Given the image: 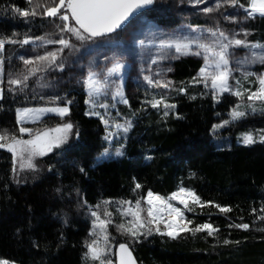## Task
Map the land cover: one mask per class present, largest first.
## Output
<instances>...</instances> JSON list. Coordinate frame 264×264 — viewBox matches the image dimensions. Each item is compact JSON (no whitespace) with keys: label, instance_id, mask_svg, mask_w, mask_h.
Masks as SVG:
<instances>
[{"label":"trees","instance_id":"trees-1","mask_svg":"<svg viewBox=\"0 0 264 264\" xmlns=\"http://www.w3.org/2000/svg\"><path fill=\"white\" fill-rule=\"evenodd\" d=\"M37 2L46 0H33V4ZM215 3L216 0H205L201 5H193L188 0H154L141 14L164 27L218 25L239 33L240 38H244L240 29L247 28L248 40L264 44V17L257 15L245 20L243 9L230 7L211 14L200 10ZM12 4L30 7L28 0H0V37L16 31L21 39L25 33H49L51 38H58L56 25L61 23L58 18L36 16L26 21L7 10ZM233 13L240 14L238 23L224 19ZM79 42L73 38L77 48H84L83 42ZM30 46L5 45V98L0 100V131L28 137L27 133L18 132L15 110L46 104L53 95H59L63 103L72 100L69 113L62 118L46 116L26 126L35 131L72 122L74 130L62 145L36 159L38 171L21 172L20 183L12 172L11 153L0 149V260L15 264H92L83 257L85 240L93 238L90 231L94 218L88 206L99 204L101 207L93 210L99 211L102 219L106 218L105 210L112 213L107 231L111 241L108 258L113 264L114 248L120 242L129 245L138 264H264V231L261 230L264 222L257 219V215L264 213L251 211L252 208L259 210L264 204V142L256 138V142L246 145L240 140L242 132L264 129V113L260 111L264 105L257 102V111H249L246 117L213 131L214 124L230 119L237 104L243 110L244 102L227 92L214 100L211 90L202 83L191 82L202 66L201 58L181 55L170 63L168 77L174 84L170 102L176 107L168 117L162 116V109H152L139 100L145 97L140 88L134 94H126L131 107L115 102L116 107L109 109L110 112L116 109L115 112L132 122L125 134L127 139L123 137L120 141L124 144V154L109 152L100 156L103 147L116 149L119 144L104 142L103 122L97 116L87 115V95L76 82V74L71 72L76 69L56 74L58 77L54 80L52 70L38 73L23 92L8 91L7 73L23 69L20 55L43 54L45 48L51 51L60 47L58 44L45 48L34 45L31 50ZM69 51L65 49L63 53L66 59ZM83 59L75 61V68H79ZM40 76L48 77L49 81H44H48L47 88L36 84ZM179 87L186 91H176ZM81 166L85 172L80 171ZM137 183L140 188H136ZM181 186L195 191L202 201L232 207L228 213L220 212L214 204H205L202 208L189 204L193 210L185 209V217L194 224L209 222L219 228L218 236H207L204 231L195 235L182 232L172 238L153 231L133 240L117 230L120 222L113 211L122 201H131L135 206V201L149 190L166 197ZM84 200L87 205L81 206ZM105 201L111 203L105 204ZM141 207V215L147 217L144 200ZM242 222L249 223L250 228L228 227ZM161 229L164 230L163 225ZM224 239L232 243L224 245ZM34 241L40 247H34Z\"/></svg>","mask_w":264,"mask_h":264},{"label":"snow or ice","instance_id":"snow-or-ice-1","mask_svg":"<svg viewBox=\"0 0 264 264\" xmlns=\"http://www.w3.org/2000/svg\"><path fill=\"white\" fill-rule=\"evenodd\" d=\"M193 5H201L205 0H188ZM30 7L20 8L16 4H12L8 11L14 15L18 14L26 21L36 16H46L58 18L61 23L56 27L59 30L58 38H51L52 34L45 33L44 35H29L13 31L12 35L0 37V100L5 98V45L19 44L35 45L37 48H45L47 45L58 44L59 48L54 50H45L43 54L36 55H20L19 60L23 63V69L18 72L9 71L7 73L8 91L12 93L23 92L29 87L30 78L35 77L38 73H45L52 69H60L65 67V57L63 53L65 49L75 51L77 45L73 43V37L76 41L84 42L91 41L94 38H103L111 33H114L121 27L125 21H129V17L137 12L139 9L152 5L154 0H46L44 3H35L33 0H28ZM222 7H230L233 9H243L244 19L254 18L259 15L264 17V0H216L214 6H204L200 10L205 14L218 12ZM239 13L224 16V19L233 22H239ZM191 31L195 33L192 36H172V35H154L147 39L148 45L155 47V55L148 51V59L150 61L149 68L146 74L143 75V81L153 89L173 90L174 84L171 80L166 79L158 71L151 72V65L157 64L159 61L165 59H175L176 54L186 55L192 53L196 56H202L204 64L200 68L197 77L192 78V83H203L204 87L211 90L212 98L219 100L223 93H231L236 97L241 98L244 102V108L237 104L230 113L229 120H222L219 124H214L213 131L223 128L232 121L240 120L249 114V111H257V102L264 105V74L257 75L254 83L258 84L255 90L251 88H241V79L235 80V85L230 84V79L233 78L235 69L232 67V62L238 66L244 64H264V44L260 42H253L247 39L249 30L241 28L244 38H240V34L231 29H224L218 25L202 29L200 26H194ZM207 32L206 36L204 33ZM138 43L143 46L145 40L141 39ZM247 49L248 53L243 57L235 55L236 50ZM11 63V58H8ZM107 64L101 69L89 66L87 75L83 78L82 84L87 91L86 103L89 104L90 110L87 112L89 116H97L105 126V135L102 138L104 142L109 145L119 144L116 147V155H123L124 144L114 140V137L128 133L132 127V122L125 119L123 122L118 120H111L109 117L112 113L110 108H115L116 103H109L111 101L129 104V100L123 91L124 87V70L125 63L119 58L105 57ZM110 64V66H108ZM171 71V68L167 69ZM255 75L253 73L245 72L243 79L247 80L249 76ZM115 77V79H113ZM183 83V82H181ZM178 92H185L184 87L175 89ZM202 95L204 93H201ZM246 94V100H245ZM145 91L144 105H148L153 109L162 108V116L167 118L169 112L176 107L167 98L166 92L159 94H152ZM193 99L195 97H192ZM44 99V97H40ZM103 101V102H101ZM72 100H67V103L62 102L59 95L48 97V102L40 107H23L16 109V122L21 126L18 129L20 134L27 133L28 139L23 135H17L16 132H9L8 130L0 131V149H7L12 154V172L17 177L16 182L20 183L18 178L21 172L39 170V165L36 163V158L43 156L48 152H52L54 148H58L69 136L73 134L74 125L72 122H64L58 124L53 129L33 130L25 127L24 122L32 120L35 122L45 113H56L60 117H64L69 113L68 105ZM97 109H103L101 112ZM264 113V107L260 109ZM119 114V113H117ZM179 115V114H177ZM122 130V133H121ZM78 135V132L76 133ZM242 136V143L252 144L256 142V138L264 142V129L245 131L240 134ZM127 139V136H124ZM110 152V148L103 147L100 156H106ZM51 170V165L49 166ZM81 172H85L83 166L80 167ZM139 183L136 188H140ZM59 191V189H57ZM146 201L147 217L141 215L143 211L141 201ZM169 200H179L184 205L185 209L192 211L189 204L198 205L201 208L207 204H214L215 208L222 213L232 211L230 205H221L213 201H202L201 197L195 191L189 188L180 187L178 191L172 192L166 199L159 196L153 191L149 190L147 196L140 197L135 201V207H132L131 201H122L120 213L122 216H131L132 219L117 225V230L123 234L130 236L133 240L139 239L142 235H150L153 231L161 234H166L169 237L176 238L182 232H190L193 235L199 232H207V236L216 237L219 233V228L212 223L203 222L194 224L192 219L186 218L184 212L169 203ZM105 204L111 201H105ZM87 205V201H82L81 206ZM124 205H128L124 207ZM101 206H88L92 221V229L90 236L93 237L85 240L84 247L86 251L83 257L86 262L91 261L92 264H113V261L108 258L110 252L111 241L109 239L110 233L107 231L108 225L112 222V213L105 210L101 218V214L97 210ZM253 213H264V204L259 208H252ZM257 219L264 222V215H257ZM67 223V220H65ZM161 225L164 226L162 231ZM228 227H236L247 230L250 228L249 223L230 224ZM264 231V229H261ZM19 231V229H17ZM62 236V234H61ZM60 243L63 240L60 239ZM34 247H40L38 241H34ZM224 245L232 243L228 239L222 241ZM236 243H239L238 241ZM0 264H15L14 261L0 260ZM119 264H136L134 257L129 249L127 243H119Z\"/></svg>","mask_w":264,"mask_h":264},{"label":"rangeland","instance_id":"rangeland-1","mask_svg":"<svg viewBox=\"0 0 264 264\" xmlns=\"http://www.w3.org/2000/svg\"><path fill=\"white\" fill-rule=\"evenodd\" d=\"M191 28H192V26H187V27L179 26V27H175V28L164 27V26L159 25L156 21L146 18L145 14H140L139 16L133 18L131 20V23H128L122 29V31L115 33V35L106 36L103 38H98L96 40L85 41V42H83V44L85 46L84 48L79 46L77 48V51L71 50V52L70 51L67 52L65 54L67 56V59L65 60L64 69L62 71L60 69H52V71L55 72V73H52L53 80L58 77V75H56V74H60L62 72H68L70 70V68L71 69L73 68L74 70L76 69L74 72L71 70L70 71L72 72V75L74 73L76 74V80H77L76 82H78L81 85L82 89L85 91V93L87 95V91L82 84V80L87 75L89 66L91 65L93 67H97V68L102 69L107 64V62L105 61V57L119 58L126 65L125 70H124V87H123V91H124L125 95L126 94H128V95L134 94L136 92L135 90L137 88H140L141 93L144 94V96H145V91H147L149 93L148 98H151L152 94H159L162 92H166L167 98L170 100L171 96H172V94H171L172 90L153 89V88H150L146 84L145 81H143V75L146 74V71L148 70L149 64H150V61L148 59V51L147 50L150 49L151 54L155 55V47L153 45H148L147 39L152 38L154 35H161V34L172 35V36H177V37L195 35V33H193L191 31ZM201 28L207 29L206 27H201ZM204 34L206 36L208 35L207 32H205ZM141 39L145 40V45H143V46H141L138 43V41ZM74 40H75V38H74ZM79 43H82V42H79ZM33 48H34V45L30 46L31 50ZM247 53H248L247 49H241V50H236L235 55L239 56V57H243ZM176 55H177V57L181 56V54H176ZM186 55L196 56V55H193L192 53H188ZM79 56L81 58H79ZM198 57L201 58V62H202V66H203V64H204L203 57L202 56H198ZM82 58H84V59L81 61L79 68L78 69L75 68V66H76L75 61H77L78 59H82ZM173 60L174 59H165V60L159 61L155 65H151V72L156 73L159 71L163 77L170 80V78L168 77L169 71L167 69L170 68V63ZM108 66H110V64H108ZM232 67L235 70L233 72V78L230 79V84L235 85V80L241 79V88L242 89L251 88L252 90H255V88L258 86V84L254 83V81L256 80V76L264 74V64H260V63L244 64L242 66H238L235 63V61H233ZM21 70L22 69H19V71H21ZM11 71L12 72H18L16 70L13 71V69ZM245 72L253 73L255 75L249 76V78L247 80H244L242 77H243V74ZM198 73H199V71L197 72V74ZM196 77H197V75H196ZM74 78H75V76H74ZM32 79L33 78H30V80H32ZM113 79H115V77H113ZM37 80H36V84L38 86L47 88L46 82L49 81L48 77L44 79L43 76H40ZM45 80H48V81L44 82ZM126 84H127V86H126ZM30 91L31 90L29 89V92ZM86 100H87V98H86ZM139 100L143 103L145 100V97H140ZM101 102H103V101H101ZM109 103H115V101H111V98L109 97ZM44 105L45 104L33 105V106H23V107H40V106H44ZM23 107H18V108H23ZM68 107H69V105H68ZM88 108L90 110L89 104H88ZM161 109H156V110H161ZM97 110H99L101 112L104 111L103 109H97ZM115 110L111 111L112 116L109 117L111 120H118L120 122H123L125 119H127L121 113L117 114L118 112H115ZM46 116L60 117L56 113H45V114L41 115L40 118L38 120H36L35 122L40 121L43 117H46ZM15 118H16V110H15ZM60 118H62V117H60ZM35 122H33L32 120H28V121L24 122L23 126L27 127L26 124L35 123ZM20 126L21 125L19 124V127ZM55 127L48 128V129H53ZM121 133H122V130H121ZM124 136H125V134L122 133V135L114 137V140L120 142ZM24 138L28 139L29 137H24ZM240 140L242 141L241 135H240ZM110 152H116V149H110ZM176 191H178V189ZM170 194L168 196H166L165 198L167 199L170 196ZM146 195L144 197H146ZM159 196H161V195H159ZM162 197H164V196H162ZM144 202H145L144 212L147 214L148 205H147L146 201H144ZM169 203H172L176 207L180 208L185 214V207L183 204H181L179 202V200H169ZM120 207H121V205H118L117 207H115L113 214L115 216H117L120 224L126 223V221L131 220L132 217L131 216H122L120 213ZM124 207H127V206L124 205ZM132 207H135V206H132Z\"/></svg>","mask_w":264,"mask_h":264},{"label":"water","instance_id":"water-1","mask_svg":"<svg viewBox=\"0 0 264 264\" xmlns=\"http://www.w3.org/2000/svg\"><path fill=\"white\" fill-rule=\"evenodd\" d=\"M147 7V6H146ZM145 7V8H146ZM145 8H142V9H139L137 12H134L132 16L129 17V21H131L134 17H136L138 14H140L141 12H143L145 10ZM128 23V21H125L124 24L121 25V27L119 29H117L115 32L123 29V27ZM112 34V33H111ZM120 243H125V242H120ZM129 246V245H128ZM130 249V247H129ZM131 251V249H130ZM132 253V256L134 257L135 261H136V264H138L133 252L131 251ZM114 261H115V264H119V243L115 246L114 248Z\"/></svg>","mask_w":264,"mask_h":264}]
</instances>
